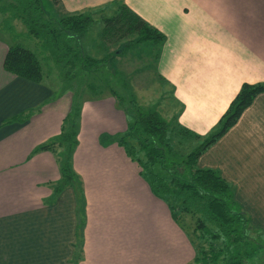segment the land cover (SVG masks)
Masks as SVG:
<instances>
[{"label":"crops","instance_id":"crops-1","mask_svg":"<svg viewBox=\"0 0 264 264\" xmlns=\"http://www.w3.org/2000/svg\"><path fill=\"white\" fill-rule=\"evenodd\" d=\"M111 1L61 0L69 12ZM119 1L165 35L155 68L172 89L180 108L178 122L191 131L206 134L242 83L264 80V0ZM11 43L0 37V264L191 262L194 249L187 235L118 144L127 123L110 94L87 98L82 105L73 166L83 182L84 217L77 214L71 188L51 200L46 182L59 178L55 158L47 150L31 152L60 131L71 97L51 100L55 86L5 70L3 60ZM29 110L26 121L3 124ZM243 155H252L254 164L245 165ZM200 161L236 186L243 185L245 172L259 166V228L263 227L264 93ZM8 186L20 194L8 196ZM78 218L82 234L75 243Z\"/></svg>","mask_w":264,"mask_h":264},{"label":"trees","instance_id":"trees-1","mask_svg":"<svg viewBox=\"0 0 264 264\" xmlns=\"http://www.w3.org/2000/svg\"><path fill=\"white\" fill-rule=\"evenodd\" d=\"M51 1L54 15L47 12L44 0H0V12L20 20L26 28V42L31 43L17 41L9 44L3 60L5 70L40 83L46 73L56 68L61 80L67 81L64 86L72 93L70 108L62 119L60 131L31 152L33 155L47 150L55 158L59 178L46 182L51 190V200L65 188H71L77 214L79 218L84 217L83 182L73 166V154L79 143L81 110L85 99L107 93L114 97L126 118V132L120 136L118 144L139 167V175L151 192L167 204L172 218L191 242L194 257L188 264L250 262L252 252L248 244L255 242L250 240L256 236V229L235 202L232 183L219 170L199 165V158L235 126L243 111L264 93V80L242 83L216 125L204 135L197 134L178 122V112L173 121H167L158 111L143 109L134 98L124 106L123 96L112 87L113 76L109 77V71L103 70L106 57L97 58L81 47L89 27L96 21L93 16L98 12L103 22L100 30L103 42L115 35L121 40L133 35L130 41L136 47L146 42L155 47V60L165 40L161 31L119 0L93 8L88 13H69L56 8L61 0ZM112 9L113 12L106 14ZM58 96L60 94L56 93L51 100ZM29 115L30 110L13 115L3 120V124L22 123ZM82 225L79 219L78 239L81 238Z\"/></svg>","mask_w":264,"mask_h":264},{"label":"rangeland","instance_id":"rangeland-1","mask_svg":"<svg viewBox=\"0 0 264 264\" xmlns=\"http://www.w3.org/2000/svg\"><path fill=\"white\" fill-rule=\"evenodd\" d=\"M43 5L50 15H54L51 0H44ZM56 8L69 12L64 8L61 1ZM92 9L85 8L79 12L88 13ZM110 12H113V9L106 11V14L109 15ZM93 18L96 21L89 27L87 35L84 37L83 42H81V47L83 46L86 51L89 50L97 58L106 57V66L103 70L109 71V77L113 76L111 80L112 87L117 89L123 96V105L127 106V103H129L128 100L134 98L135 103L143 109H154L167 119V121H173L177 112H180V108L173 99V92L169 84L160 80L157 75L155 68L156 60L154 59L155 47L147 44L148 42L136 47L137 45L131 44L130 41L133 35H128L122 40L119 36L115 35L111 36L110 40H105L107 42H103L100 38V30L103 27V22L100 20V13L94 14ZM26 35V28L20 20L12 18L10 14L0 12V37L11 40L12 43L17 41L25 43L27 41ZM30 44L27 43V45ZM84 49L83 51L86 52ZM43 78L44 82L56 87V93L60 94V96L64 97L66 95V100L68 99V95L71 97V90L64 86L67 81L64 79L63 81L61 80V76L56 71V68H53L51 73H46ZM209 152L214 153V149ZM219 154L220 148L213 154V158L218 159ZM244 156L242 159L244 161L247 160L245 165L254 164L250 162L252 155H248V159ZM204 163L205 161L203 163L201 161L199 162L200 165L203 164V166H206ZM245 174L247 178L243 179L244 183H242V186L232 184L235 190L233 198L238 205H242V211L248 216L251 225L256 229V236L250 240L255 242L248 244L252 255L249 259L250 262L247 264H262L264 262V223H260L263 227L259 228V166L253 167L251 171H247ZM245 185L250 186L247 187ZM6 194L13 198L20 193L15 191L13 187L8 186ZM190 223L192 224V222ZM191 226L193 227V225ZM77 241L78 238L75 243ZM254 252H256L255 255L253 254Z\"/></svg>","mask_w":264,"mask_h":264}]
</instances>
